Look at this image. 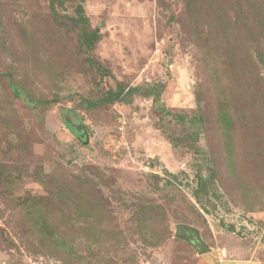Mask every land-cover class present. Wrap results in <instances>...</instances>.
Wrapping results in <instances>:
<instances>
[{
	"label": "rangeland",
	"instance_id": "374dc122",
	"mask_svg": "<svg viewBox=\"0 0 264 264\" xmlns=\"http://www.w3.org/2000/svg\"><path fill=\"white\" fill-rule=\"evenodd\" d=\"M0 264H264V0H0Z\"/></svg>",
	"mask_w": 264,
	"mask_h": 264
},
{
	"label": "trees",
	"instance_id": "16d2710c",
	"mask_svg": "<svg viewBox=\"0 0 264 264\" xmlns=\"http://www.w3.org/2000/svg\"><path fill=\"white\" fill-rule=\"evenodd\" d=\"M96 37H97V34L95 33V31H93L91 34H89V35H87L86 34V36L84 37V42L87 44L88 43V45L89 44H92V42L93 41H95V39H96ZM157 87V86H156ZM160 91H157V93H155L156 95H155V100L156 101H159L160 100V92H161V88L159 89ZM141 90H140V88H131V89H129V91H128V93H127V95L129 96V95H132V94H134V93H139ZM159 92V93H158ZM116 95L114 96L117 100H120L121 99V97L123 96V92L122 91H116V93H115ZM147 94H149V93H147ZM182 118V120L181 121H186V119H187V117H181ZM194 120H196L197 122H198V120L200 121L201 120V118L200 117H195V118H193ZM69 128H71V126L69 125ZM72 129V128H71ZM73 130V129H72Z\"/></svg>",
	"mask_w": 264,
	"mask_h": 264
}]
</instances>
